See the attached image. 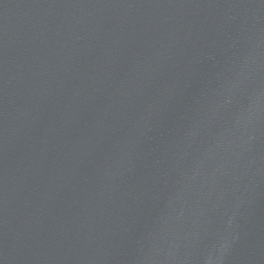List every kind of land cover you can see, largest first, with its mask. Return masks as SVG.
Instances as JSON below:
<instances>
[{
	"label": "water",
	"instance_id": "water-1",
	"mask_svg": "<svg viewBox=\"0 0 264 264\" xmlns=\"http://www.w3.org/2000/svg\"><path fill=\"white\" fill-rule=\"evenodd\" d=\"M264 264V0H0V264Z\"/></svg>",
	"mask_w": 264,
	"mask_h": 264
},
{
	"label": "clouds",
	"instance_id": "clouds-1",
	"mask_svg": "<svg viewBox=\"0 0 264 264\" xmlns=\"http://www.w3.org/2000/svg\"><path fill=\"white\" fill-rule=\"evenodd\" d=\"M209 264H212V260H211V258L209 259Z\"/></svg>",
	"mask_w": 264,
	"mask_h": 264
}]
</instances>
